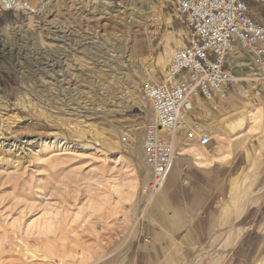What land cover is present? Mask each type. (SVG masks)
<instances>
[{
	"label": "rangeland",
	"instance_id": "obj_1",
	"mask_svg": "<svg viewBox=\"0 0 264 264\" xmlns=\"http://www.w3.org/2000/svg\"><path fill=\"white\" fill-rule=\"evenodd\" d=\"M16 1L0 0V264H126L123 245L156 225L142 162L152 116L144 87L166 81L189 29L173 0H125L120 12L109 7L118 0ZM251 83L255 100L232 95L257 107L254 127L205 101L197 115L212 143L178 140L181 168L211 159L223 173L207 206L183 216L199 230L178 235L183 264H264V71ZM194 151L199 161L187 156ZM235 176L253 198L239 218L226 206Z\"/></svg>",
	"mask_w": 264,
	"mask_h": 264
},
{
	"label": "built area",
	"instance_id": "obj_2",
	"mask_svg": "<svg viewBox=\"0 0 264 264\" xmlns=\"http://www.w3.org/2000/svg\"><path fill=\"white\" fill-rule=\"evenodd\" d=\"M256 2L264 10V0ZM173 4L189 37L174 51L166 81L147 82L144 87L152 108L142 138L149 196L167 182L182 133L200 146L212 143L197 115L199 101L217 103L233 93L255 100L251 82L264 71V19L253 11L251 0H173ZM234 54L253 68L237 74L229 63Z\"/></svg>",
	"mask_w": 264,
	"mask_h": 264
},
{
	"label": "crops",
	"instance_id": "obj_3",
	"mask_svg": "<svg viewBox=\"0 0 264 264\" xmlns=\"http://www.w3.org/2000/svg\"><path fill=\"white\" fill-rule=\"evenodd\" d=\"M229 63L237 74H243L251 69L248 60L241 62L235 54L229 58ZM232 98L237 99L235 95L231 94L223 102H227ZM187 156H194L195 160H200L202 157L196 151H194V155L189 154ZM206 161L208 163L204 164L207 165L200 167L181 168L180 166V170L178 171L173 170V168L171 169L168 181L159 191L155 197L156 199L150 203L151 209L149 208V213L155 214L153 217H155L156 225H148L147 229H143L147 231V235L139 233L137 237L130 239L123 245L124 249H126V264H183L181 256L186 249H183L184 245L180 243L178 235L183 233L186 235L188 233L190 238L195 239L199 232V230L196 231L194 228L196 221L189 222L183 218L188 213L186 210L206 207L215 193L219 192L222 187V170L217 171L216 168L220 167L216 165V161H212L211 159H207ZM185 178V181H188L189 185L181 184ZM235 178H237L236 189L234 191L232 188V180L234 179L232 178L231 191L237 192V198L231 200L232 202L230 203L228 202L226 206L227 208L231 206L236 207L235 215L239 218L246 212L253 198L245 196L247 188L242 186L238 176H235ZM226 206L224 204L221 206L217 217H222L225 214V210H227ZM173 215L178 218L175 217L173 219ZM240 232L239 230L230 233L228 239L225 240V249L240 237ZM143 236L148 238V241H143Z\"/></svg>",
	"mask_w": 264,
	"mask_h": 264
},
{
	"label": "bare ground",
	"instance_id": "obj_4",
	"mask_svg": "<svg viewBox=\"0 0 264 264\" xmlns=\"http://www.w3.org/2000/svg\"><path fill=\"white\" fill-rule=\"evenodd\" d=\"M115 1V0H114ZM130 1V0H129ZM129 1H125V0H118L117 2H114L115 4H113L112 6H109L110 7V10L111 11H122V9L123 8H125V9H128L129 10V8H128V6H129V3L131 4V2H129ZM23 2V1H22ZM103 2V1H102ZM134 1H132V3H133ZM15 4L17 5V6H20L21 5V2H17L16 0H15ZM140 7H141V5H140ZM138 8V9H141V12H142V9L143 8ZM143 7V6H142ZM137 8V7H136ZM1 10H7L8 8L5 6V7H2V8H0ZM137 9V10H138ZM124 10V9H123ZM49 11V10H48ZM24 12L26 13L27 12V10H24ZM124 12V11H123ZM144 12V11H143ZM29 13V12H28ZM2 47V46H1ZM1 47H0V50H1ZM7 50H9V49H7ZM7 50H5V51H7ZM2 51V50H1ZM5 51H3L2 52V54H3V56H5L6 55V52ZM14 51V50H13ZM13 51H11L10 52V54H12V52ZM9 53V52H8ZM145 61V60H144ZM246 64V63H245ZM244 64V65H245ZM253 68V66H252V64H251V69ZM151 79V78H150ZM230 97V96H229ZM228 97V98H229ZM226 99V98H225ZM225 99H221L219 102V105H220V107L221 108H223V109H226V104H227V107L229 108V111H232V112H234L235 114H237V115H239L240 116V121H241V123H242V121L243 122H245L246 124H249L250 126H252V127H254V125H251V124H254V123H256V120L257 119H259V118H257V117H260V116H258V112H259V110H257V107L255 106V107H253V108H251V109H248L247 107L249 106V107H251V105H253V104H250V103H248V101H244V100H239V99H234V98H232V99H229L227 102H223ZM214 103V102H213ZM247 103L248 104H250V105H247ZM200 107H202V108H204V109H210V107L208 106V104L204 101V100H200L199 101V104H198ZM217 106H218V104H217ZM227 108V109H228ZM226 111V110H225ZM228 111V112H229ZM222 112V111H221ZM124 113V112H123ZM225 114V113H224ZM238 116V117H239ZM239 119H238V121H239ZM242 119V120H241ZM215 120V119H214ZM230 126V125H229ZM239 126V125H238ZM136 128V127H135ZM257 130V129H256ZM132 132H133V134L131 133L130 135H132V136H134L136 139H138V137H139V131H138V129H134V126H133V130H131ZM249 131V130H248ZM247 132V131H246ZM251 132V131H250ZM2 134V133H1ZM141 138V137H140ZM49 142V141H48ZM29 143H31V142H29ZM55 144V143H54ZM59 144V143H58ZM69 144V143H68ZM46 145V144H45ZM65 145V143H63L62 145H58V147H63ZM67 146H69V148H81V146H77V144L75 145V144H69V145H67ZM84 147V146H83ZM87 149V148H86ZM85 149V150H86ZM89 151V150H88ZM183 155H185V153H183V151L181 152V151H177V156H176V160H175V163H174V165H173V170H175V171H178V170H180L179 168H180V166H181V164H182V159H181V157L183 156ZM55 156V155H54ZM224 157H226V156H224ZM201 159V158H200ZM198 161H199V159H197ZM196 163H199V162H197L196 161ZM144 170H145V172L148 174V173H150L148 170H146L145 168H144ZM172 170V171H173ZM172 174V173H171ZM172 176V175H171ZM234 179L232 180L233 182V189L236 187V182H237V178H235V177H233ZM136 180V179H135ZM137 181V180H136ZM168 181V180H167ZM174 181V180H173ZM134 187H136V186H134ZM156 194H158V193H156ZM155 196V195H154ZM155 200V199H154ZM150 201V200H149ZM247 201V200H246ZM152 202V201H151ZM151 202H149V204L151 203ZM154 204H155V202H154ZM152 205H153V203H152ZM248 205H249V203H248ZM151 207V206H150ZM151 209V208H150ZM149 211V210H148ZM152 211V210H151ZM156 212V211H155ZM223 213V212H222ZM221 213V214H222ZM224 214V213H223ZM242 214V213H241ZM229 245H230V243H229ZM228 245V246H229ZM227 247V246H226ZM199 254V253H198ZM202 254V253H201ZM262 264V263H261Z\"/></svg>",
	"mask_w": 264,
	"mask_h": 264
}]
</instances>
